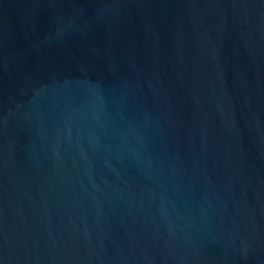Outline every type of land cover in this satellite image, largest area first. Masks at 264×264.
Listing matches in <instances>:
<instances>
[{
	"label": "water",
	"instance_id": "95a60500",
	"mask_svg": "<svg viewBox=\"0 0 264 264\" xmlns=\"http://www.w3.org/2000/svg\"><path fill=\"white\" fill-rule=\"evenodd\" d=\"M0 264H264V0H0Z\"/></svg>",
	"mask_w": 264,
	"mask_h": 264
}]
</instances>
